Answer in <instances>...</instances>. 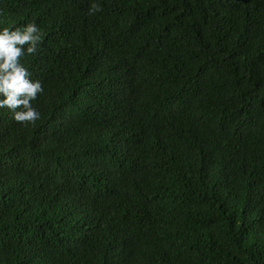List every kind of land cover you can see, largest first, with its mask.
Instances as JSON below:
<instances>
[{
    "label": "trees",
    "instance_id": "1",
    "mask_svg": "<svg viewBox=\"0 0 264 264\" xmlns=\"http://www.w3.org/2000/svg\"><path fill=\"white\" fill-rule=\"evenodd\" d=\"M31 21L0 264H264V0H0Z\"/></svg>",
    "mask_w": 264,
    "mask_h": 264
},
{
    "label": "clouds",
    "instance_id": "2",
    "mask_svg": "<svg viewBox=\"0 0 264 264\" xmlns=\"http://www.w3.org/2000/svg\"><path fill=\"white\" fill-rule=\"evenodd\" d=\"M99 11L93 4L90 13ZM42 42V29L35 21L9 28L0 27V109H8L12 119L35 122L41 113L32 105L43 91L40 80L33 79L21 62L25 55H36Z\"/></svg>",
    "mask_w": 264,
    "mask_h": 264
}]
</instances>
